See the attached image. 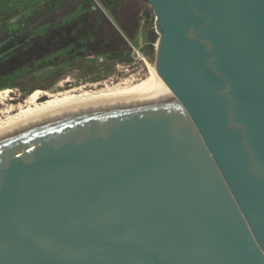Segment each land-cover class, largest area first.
<instances>
[{
    "label": "water",
    "instance_id": "water-1",
    "mask_svg": "<svg viewBox=\"0 0 264 264\" xmlns=\"http://www.w3.org/2000/svg\"><path fill=\"white\" fill-rule=\"evenodd\" d=\"M143 1L174 98L0 140V264H264V0Z\"/></svg>",
    "mask_w": 264,
    "mask_h": 264
},
{
    "label": "trees",
    "instance_id": "trees-1",
    "mask_svg": "<svg viewBox=\"0 0 264 264\" xmlns=\"http://www.w3.org/2000/svg\"><path fill=\"white\" fill-rule=\"evenodd\" d=\"M58 1L49 0L40 10L22 18L17 17V13L0 12V90L18 86L20 80L38 70L51 67L63 70L76 62H84V57L89 55L98 54V62L89 61L97 67L106 66L111 61L131 60L129 45L123 51H101L99 42L105 24L102 15L89 10V0H77V3H85L87 10L65 22L52 17L63 2ZM36 21L40 23L31 27ZM128 22L120 23L126 34L133 37L139 26ZM150 46L154 48L152 43ZM99 57L104 60L100 62ZM22 70L25 73L15 74Z\"/></svg>",
    "mask_w": 264,
    "mask_h": 264
},
{
    "label": "rangeland",
    "instance_id": "rangeland-1",
    "mask_svg": "<svg viewBox=\"0 0 264 264\" xmlns=\"http://www.w3.org/2000/svg\"><path fill=\"white\" fill-rule=\"evenodd\" d=\"M47 1L49 0H0V12L8 11L17 13V17L22 18L30 15L36 10H40L42 4ZM59 1L63 2H61L59 8L52 17L54 16V18L58 20L62 19L64 22L87 10L85 3H77V0ZM134 1L127 4L126 9L128 11L135 10L134 7L136 2ZM140 4L141 7L136 19L137 24L133 22L134 26H139L138 31L133 37H129L139 53L134 52L130 48L131 51H129V53L131 60L129 62L111 61L106 66L97 67L90 64V62H98L97 54L93 59L86 58L84 62H76L63 70L56 67L38 70L34 74H29L27 77L23 78V80H20L18 86L6 88L10 89V92L5 100H0V110L5 108L7 104L23 102L29 94L36 90L57 92L82 85H91L101 82L110 84L124 81L127 78V80L145 78L148 74L149 66L155 67V44L158 33L155 29V13L152 7L145 1H142ZM111 16L115 19L113 15ZM103 20L106 25L107 20L104 17ZM12 21L14 22V19ZM38 23H40V21L34 22L31 27L36 26ZM150 43H152L154 48L150 46ZM49 57H51V55ZM49 57H46V59ZM23 73H25L24 70L16 71L15 74L21 75ZM60 84L63 86H60ZM46 99L47 97H43L40 101Z\"/></svg>",
    "mask_w": 264,
    "mask_h": 264
},
{
    "label": "bare ground",
    "instance_id": "bare-ground-1",
    "mask_svg": "<svg viewBox=\"0 0 264 264\" xmlns=\"http://www.w3.org/2000/svg\"><path fill=\"white\" fill-rule=\"evenodd\" d=\"M127 79L118 83L82 85L57 92L36 90L23 102L7 104L0 110V140L24 129L66 116L151 104L174 98L154 66H149L148 74L143 79ZM9 92L10 89L0 91V100H5ZM43 97L47 99L40 101Z\"/></svg>",
    "mask_w": 264,
    "mask_h": 264
},
{
    "label": "flooded vegetation",
    "instance_id": "flooded-vegetation-1",
    "mask_svg": "<svg viewBox=\"0 0 264 264\" xmlns=\"http://www.w3.org/2000/svg\"><path fill=\"white\" fill-rule=\"evenodd\" d=\"M132 1H134V0H103L105 6L107 7V9L109 11V13L115 17V21L117 22V24L119 25V27L121 28V30L124 34H126V31L124 29V25H122L120 22L122 21V22L126 23L127 21H129V22L132 21V22L137 24L136 19H137V15H138L140 7H141L140 3L143 0L134 1V2H136V5L134 7L135 10L133 9L132 11H128L126 9V6L129 2L131 3ZM118 20H120V22H118ZM115 29H117V28L114 27L113 25H111L107 21V24L105 25V29L103 32V37H102L101 41L99 42V46H100L101 51L104 49H110L112 47L111 43L116 38ZM127 46L128 45L123 46L119 51H123ZM115 52H117V51H115ZM84 58L85 59L86 58L87 59H93L94 56L89 55V56H85Z\"/></svg>",
    "mask_w": 264,
    "mask_h": 264
},
{
    "label": "built area",
    "instance_id": "built-area-1",
    "mask_svg": "<svg viewBox=\"0 0 264 264\" xmlns=\"http://www.w3.org/2000/svg\"><path fill=\"white\" fill-rule=\"evenodd\" d=\"M89 10L91 12H95V13H98V14L102 15L111 25H113L121 33H123L121 28L119 27V25L115 21V19L110 15V13H109L107 7L105 6L103 0H89ZM128 45L130 46V48L134 52L139 53L138 50L136 49V47L131 42L130 38H128ZM99 61L100 62L103 61V57H99Z\"/></svg>",
    "mask_w": 264,
    "mask_h": 264
}]
</instances>
